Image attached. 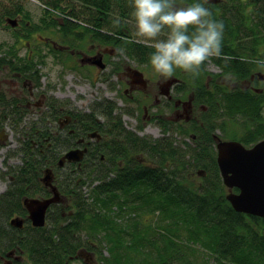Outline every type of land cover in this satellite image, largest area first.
Instances as JSON below:
<instances>
[{"label": "trees", "instance_id": "obj_1", "mask_svg": "<svg viewBox=\"0 0 264 264\" xmlns=\"http://www.w3.org/2000/svg\"><path fill=\"white\" fill-rule=\"evenodd\" d=\"M40 1L52 10L69 7L75 10L74 2L78 1L90 11L84 13L88 18L86 25L119 36L128 55L150 60V54L154 52L150 40L133 37L127 27L128 21L135 22L132 0ZM193 3L203 4L212 12L213 19L224 24L221 54L208 60H212L225 75L237 80L264 70V0H221L217 4L204 0H175L177 5ZM13 8L17 11L16 6ZM111 16L118 19L112 22ZM111 25V29H105ZM161 34L166 36L167 30ZM101 36L103 42L112 38L107 33H101ZM205 67L206 61L200 69ZM218 87L222 89L207 91L205 100L209 105L227 116H246L257 122V126L248 129L239 141L251 147L263 140L264 95L244 90L242 86ZM200 90L203 94L206 91L204 86ZM115 108L116 103L108 101L105 107L96 110L111 120ZM81 116L90 120L84 114ZM121 121L119 119L116 126L109 124L110 128L102 125L103 132L110 130V134L120 138L121 143H117L119 153L115 154L112 149L107 153L106 161L99 164L98 156L90 154L86 160L88 166L68 165L54 177L53 183L62 198H68V210L64 207L54 217L52 213L62 202L52 205L46 226L33 227L23 205L25 197L46 198L49 195L50 191L42 182L43 176L39 180L35 176L31 179L36 180L39 193L28 189L26 180L29 178L22 176L21 185H15L0 199V263L5 253L15 250L16 255L26 254L30 264H69L79 254L96 255L100 243L108 252L105 255L103 249L100 251L103 264H264V219L236 212L226 199L228 188L220 174L211 135H205L202 128L200 132L198 130L201 144L187 152L171 139L141 137L128 130ZM61 137L62 134L57 136L52 131L36 133V139L32 141L38 145L35 162L42 164V159H48L51 151L58 155L59 144L68 147L69 140ZM138 153L156 158L157 166H147L136 159L132 161L130 155ZM118 158L125 160L123 166L117 162ZM52 160L58 165L55 155ZM35 162L27 161L37 167ZM189 165L206 168L200 172L206 174L201 177V183L195 184L183 176ZM81 175L84 176L82 181ZM86 178H91L92 184L99 181L90 189L88 197L81 190L87 183ZM14 212L25 218L23 229L11 226L10 220L6 222ZM144 213L152 214L155 221L141 222L138 217ZM48 223L52 227L49 228Z\"/></svg>", "mask_w": 264, "mask_h": 264}, {"label": "rangeland", "instance_id": "obj_2", "mask_svg": "<svg viewBox=\"0 0 264 264\" xmlns=\"http://www.w3.org/2000/svg\"><path fill=\"white\" fill-rule=\"evenodd\" d=\"M42 2L43 1L40 0H15V2L13 0H0V96L4 95L7 98L6 100L9 101L17 99L18 103L14 107L8 106L7 108H2L0 106V135L2 134L3 136V138L0 139V199L4 198L7 192L14 188L15 185H21L22 176L30 179L26 180L29 182L27 188L39 193V186L36 185V180H31L34 178L33 176L37 177L39 180L40 177L43 176L42 172L46 166L53 167L55 174L58 176L63 172L64 168L59 167L56 163H52L54 161L52 160V156L55 155L56 162H58L59 158L66 152L68 147H64V144H59V141V148L57 149L58 155L51 151L48 157H46L48 159H42L44 162L42 161V164H38L35 162L38 158V145L32 143V141L36 139V133L52 131L58 124V116H62V114L79 112L81 116L82 113L87 119H90L91 123H95L96 126L98 124L107 126L111 123L116 126L119 119H121V123H123L128 130L141 137L152 140L160 139L163 135L162 130H160V127L155 121H150L148 123L144 122L143 104L138 105L136 101H130L128 97L123 95V92L116 95L115 89L110 86L108 81L98 77L96 69L82 65L80 61L74 60L70 55L54 50L45 43V39L41 38L39 35L45 37L53 36L58 41L63 40L62 31L58 29L59 21L61 19H66L69 12L73 11V7L64 10H52L48 9L44 2ZM74 5L75 11L79 13L84 14L85 12H90L86 10L85 6L80 2H74ZM13 6L17 7V12L21 8L19 15H17ZM7 11L10 12L7 13ZM84 16L87 17L86 15ZM111 17L114 18L111 19L112 22L118 19L114 16ZM9 18H19L18 21L20 25L17 24L16 26H12L7 21ZM57 23L58 25H55ZM112 26L113 25L106 26L105 29L109 30ZM127 27L131 30L133 37L139 38L142 41L148 40L136 35L134 21H128ZM62 30H65L64 26ZM79 31H81V29H79ZM72 34L74 33H71L68 37L66 32H64L67 41L84 45L83 48L85 50L89 49L91 39L88 35L85 36L83 33L76 35ZM21 36L20 43L19 38ZM166 36L161 34V38H159L163 39V37L166 38ZM152 44L153 41H151L150 45ZM12 52H15V54ZM130 58L135 59L134 56H130ZM123 60L125 61V59ZM11 61H15L14 63L16 65ZM9 64L13 68L26 71L23 72L22 70H18L21 73L18 79L20 83H16L13 79L16 77L7 71ZM219 69L220 68L213 63L212 60L206 61V67L204 69L199 68L196 88L200 96H205L209 89V72L217 73ZM103 76L108 78L105 72H103ZM201 86H204L206 89L204 94L203 91L200 90ZM212 90H214V88L209 91ZM187 94L188 93H186V96ZM29 101L33 103L30 108L22 106ZM108 101L116 103V108L111 115V120L103 114L93 111L94 108L102 109ZM206 104L209 107L211 106V104L209 105L207 102ZM197 109L199 110V108ZM198 110L197 114L201 117L203 125L201 126L198 123L183 125L180 134L175 137L177 146H181V148L187 152L193 151L192 149L196 147L197 144H201V136L198 134V130L200 132L201 128L205 130V135H211V133L214 132L223 137L224 134L229 133V135L238 137L239 139L237 140H240V137H243L248 129H253L257 126V122L249 117L239 115L230 117L225 113L223 114L222 110H218L212 106L208 108L206 112L199 113ZM56 113L58 114L56 115ZM261 113L264 121V108ZM172 134L174 135V131ZM65 141L68 140L65 139ZM113 142L120 144L121 140L117 135H115L113 139L112 134H105L104 143L113 145ZM210 156H212V153ZM130 159H132V161L134 159L139 161L145 160V165L157 166L156 158L151 159L145 153L130 155ZM185 159H188V156ZM208 159L210 160V157H208ZM29 160L34 161L37 167H32L31 164H28L27 161ZM202 169L206 171L204 166L189 165L182 174L188 177L190 181L198 184L202 181L201 177L206 175L200 173ZM83 179L84 176L82 177L81 175L80 181ZM86 181V185L81 190L83 195L88 197L90 189L95 184H98L99 181L94 184H92L91 178H86ZM15 195L19 197L17 193ZM41 195L36 194L35 196ZM21 199L22 197L20 196L18 200ZM67 201V197L63 198L61 204L64 205L61 206L60 204L59 209L52 213L54 217L58 216L60 209L66 207L68 210V206L66 205ZM16 215H18V213L14 212L6 219V222L9 223L10 218ZM129 215L130 217L133 216L130 212ZM138 219L141 222H154L156 217L152 214L144 213L141 214ZM48 227L50 228L52 226L48 223ZM1 249L2 247H0V250ZM102 249L103 247L98 243L97 252L94 256L97 262L93 260H91L92 262H88L85 256H79L69 264H103V261L100 260V251ZM103 251L105 255H108L107 249L104 248ZM5 260L6 259H2L1 257L0 264H3ZM18 261L22 264H30L26 254L22 255L19 260L13 259V264Z\"/></svg>", "mask_w": 264, "mask_h": 264}, {"label": "flooded vegetation", "instance_id": "obj_3", "mask_svg": "<svg viewBox=\"0 0 264 264\" xmlns=\"http://www.w3.org/2000/svg\"><path fill=\"white\" fill-rule=\"evenodd\" d=\"M176 6H187V4H176ZM19 14L20 13L17 12V15ZM18 19L15 20H17L20 25ZM67 19H69V17L61 19L58 25V29H60L62 31L61 34H63L62 41H58L53 36H39L44 38L45 43H47L52 49L70 55L71 58L78 62L80 61V63L86 67L96 69L98 77L104 78L108 81L110 86L115 89L116 95L123 92V95L128 97L130 101H136L138 105L143 104L142 110L144 111V122L148 123L150 121H155L163 132L162 138L171 139L176 144L175 137L180 134L183 125L192 123H198L201 126L203 125L201 117L197 114V108H199L198 112L200 113L206 112L209 106L205 103L207 102L205 100L206 96H200L197 93V74L185 71L182 72L181 69H176L171 76L161 75L151 66L150 60L140 59L137 56L135 59L128 57L122 46L123 40H119V36L102 31L100 28H96V26L92 25H85L84 27H81V31H79V27H73ZM63 26L65 28L64 31L62 30ZM64 32H66L68 37L71 33H74L72 35L81 33L85 36L88 35L91 39L89 49L85 50L83 48L84 45L74 44L71 41H67ZM101 33L112 35L111 40L103 42ZM21 38L22 36L19 38V42L21 41ZM118 49H123V53H118ZM12 53L15 54V52ZM123 59H125V61ZM15 61L11 62L16 65L14 63ZM18 70L22 69L13 68L10 64L7 67V71L16 77L13 78L16 83H20L18 79L21 73ZM22 71L26 72L25 70ZM103 72L106 73L108 78L103 76ZM209 73L208 90L214 88L217 92L222 89L218 86L227 87L228 89L231 87H237L236 80H233V77L225 75L221 69H219L217 73ZM230 81H233L231 87ZM241 86L244 90L248 89L256 91L260 95H264V74L260 76V72L252 73L249 78L242 79L240 87ZM215 91L212 90V92ZM186 93H188L187 96ZM6 99L7 98L4 95L0 96V106L2 108H7L8 106L14 107L18 104L17 99H12L11 101ZM32 105L33 103L29 101L22 106L30 108ZM96 109L99 110V108H94L93 111H97ZM57 114L58 113H56V115ZM54 129L52 132L55 135L58 136L62 134L64 140H69L70 145L66 152L72 149L87 150L81 162L74 163L65 161L61 168L68 165H78L79 167L84 165L88 166L86 160L90 154L98 156L99 161L97 160V163L99 164L100 162H105L107 153L112 151V147H110L112 144L104 143L105 134L108 135L109 133L103 132L102 125L98 124L96 126L95 123H91L90 120L86 121L79 115V112L65 113L62 114V116H58V124ZM173 131L174 135L172 134ZM98 132L101 133V137L92 136L93 133ZM65 153L61 157H63ZM124 161L125 160L122 158L117 159V162H120V164H123ZM141 163H145V160H142ZM92 165L95 166V162H92ZM52 169L54 171L53 167ZM45 188L50 191L49 187ZM51 195L50 191L49 195L46 197H50ZM83 256H85L86 260H93L96 262L94 259L95 253H83ZM2 259L4 258L2 257Z\"/></svg>", "mask_w": 264, "mask_h": 264}, {"label": "clouds", "instance_id": "obj_4", "mask_svg": "<svg viewBox=\"0 0 264 264\" xmlns=\"http://www.w3.org/2000/svg\"><path fill=\"white\" fill-rule=\"evenodd\" d=\"M131 6L136 35L153 41L149 59L157 73L171 76L176 69L198 73L210 57L220 56L224 24L203 4L178 7L175 0H132ZM165 30L166 38L160 39Z\"/></svg>", "mask_w": 264, "mask_h": 264}, {"label": "water", "instance_id": "obj_5", "mask_svg": "<svg viewBox=\"0 0 264 264\" xmlns=\"http://www.w3.org/2000/svg\"><path fill=\"white\" fill-rule=\"evenodd\" d=\"M204 1L212 4L221 2V0ZM7 21L12 26L18 24L15 19L9 18ZM92 136H97V134L93 133ZM0 139H2V135H0ZM217 148V164L223 183L228 188L226 199L236 212L264 219V139L251 147H246L238 140L219 141ZM86 151L81 149L67 151L60 158L59 166L62 167L65 161L81 162ZM53 181V169L48 167L44 170L42 182L45 187H49L52 195L46 198L25 197L23 199V205L28 212L27 218L33 227H44L47 224L50 207L60 204L63 200L60 190ZM10 224L17 229H23L25 218L13 217ZM79 256H83V254H79ZM3 258L6 259L3 264H13V259L19 260L21 256L16 255L15 250H11ZM88 262L92 261L88 260Z\"/></svg>", "mask_w": 264, "mask_h": 264}, {"label": "bare ground", "instance_id": "obj_6", "mask_svg": "<svg viewBox=\"0 0 264 264\" xmlns=\"http://www.w3.org/2000/svg\"><path fill=\"white\" fill-rule=\"evenodd\" d=\"M77 3H78V1H76ZM67 17H69V20H70V23H71V25L73 26V27H76V28H78L79 27V29H81V27H84L86 24H88L87 23V19L88 18H86L85 16H84V14H82V13H79L78 11H75V10H73V11H70L69 12V16H67ZM126 52V51H125ZM126 54H127V52H126ZM127 56L128 57H130L128 54H127ZM264 70H262V71H260V75L262 76L264 73ZM233 80H236V86H240L241 84H242V79H239V80H237V78H233ZM233 84V81L230 83V87H231V85ZM230 89V88H229ZM214 91H215V89H214ZM109 128H110V126L109 125H107ZM97 134V137H101L100 136V134L101 133H96ZM109 134H110V130H109ZM112 137H113V139L115 138V134H112ZM211 137L214 139V141H215V146H216V148H217V145H218V142L219 141H236L237 139L235 138V137H233V136H231V135H229V133H227V134H224V136L222 137L221 135H219V134H217V133H214V132H212L211 133ZM91 138H92V136H91ZM239 141V140H238ZM113 151L115 152V154L116 153H119V145L117 144V143H115V142H113ZM210 156V155H209ZM217 157H218V148H217V150H216V161H217ZM118 163H120V162H118ZM124 165V163L122 164V166ZM44 174V173H43ZM53 174H54V176H56V174H55V171H53ZM28 214V213H27ZM17 216H19V215H17ZM14 217H16V216H14ZM20 217H22V216H20ZM13 218V217H12ZM11 218V219H12ZM23 218V217H22ZM10 219V220H11ZM46 226V225H45Z\"/></svg>", "mask_w": 264, "mask_h": 264}]
</instances>
